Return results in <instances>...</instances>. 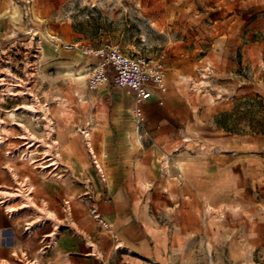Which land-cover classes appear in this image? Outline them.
<instances>
[{
  "label": "rangeland",
  "instance_id": "rangeland-1",
  "mask_svg": "<svg viewBox=\"0 0 264 264\" xmlns=\"http://www.w3.org/2000/svg\"><path fill=\"white\" fill-rule=\"evenodd\" d=\"M22 2L0 0V149L15 154V165L53 169L47 177L76 187L68 190L71 203L93 201L110 185L100 168L108 151L126 149L128 172L141 164L153 179L156 223L174 235L158 264H264V237L256 236L264 233V135L252 134L247 105H233L264 100V0H31L40 43L27 34ZM46 35L92 46L111 41L157 63L166 73L163 105L169 87L204 99L198 132L153 144L159 128L148 133L144 117L131 129L125 87L115 101L104 99L107 116L101 91L115 87L89 90V60L54 48ZM33 101L35 118L24 110ZM223 110L239 133L218 127ZM115 136L124 137L122 147ZM200 188L222 201L201 198Z\"/></svg>",
  "mask_w": 264,
  "mask_h": 264
},
{
  "label": "crops",
  "instance_id": "crops-1",
  "mask_svg": "<svg viewBox=\"0 0 264 264\" xmlns=\"http://www.w3.org/2000/svg\"><path fill=\"white\" fill-rule=\"evenodd\" d=\"M114 87L112 93L108 87L101 91L107 116L111 109L104 99L115 101L121 88ZM152 92L142 104V125L148 133L159 128V134L150 133L153 144L198 132L204 103L198 93L169 87L163 105L162 92ZM137 121L132 131H137ZM113 140L119 147L125 142L123 136ZM128 152L108 151L100 171L111 184L105 183L93 201L71 203L68 190L73 193L76 187L64 189L59 180L47 177L53 169L42 171L28 162L15 165V154L0 149V264H158L174 235L163 233L156 223L151 211L159 203L153 179L141 164L128 172ZM197 194L209 200L221 197L204 188Z\"/></svg>",
  "mask_w": 264,
  "mask_h": 264
},
{
  "label": "built area",
  "instance_id": "built-area-1",
  "mask_svg": "<svg viewBox=\"0 0 264 264\" xmlns=\"http://www.w3.org/2000/svg\"><path fill=\"white\" fill-rule=\"evenodd\" d=\"M22 7V15L28 24L27 34H31V38L37 36L39 43L42 42L41 35H37L39 33L33 25L31 0H23ZM45 39L56 49L74 52L89 60V90H96L108 82L113 86L125 87L131 93L134 117H139L142 104L153 96L152 89L162 86L165 81L166 73L161 66L144 56L124 54L117 43L103 41L98 46H92L80 41H63L56 35H46ZM14 87L12 84L11 89Z\"/></svg>",
  "mask_w": 264,
  "mask_h": 264
},
{
  "label": "trees",
  "instance_id": "trees-1",
  "mask_svg": "<svg viewBox=\"0 0 264 264\" xmlns=\"http://www.w3.org/2000/svg\"><path fill=\"white\" fill-rule=\"evenodd\" d=\"M234 107H239L240 105H247L249 108L245 113H249L248 125L252 134H262L264 135V100L261 98L246 97L244 99L236 100L234 102ZM258 107L260 109V116L255 118L250 116L254 114V108ZM255 115V114H254ZM231 117L226 110L219 112L217 117V125L223 128L225 131L239 133V130L228 123V119ZM253 122V123H252ZM236 124V123H235Z\"/></svg>",
  "mask_w": 264,
  "mask_h": 264
},
{
  "label": "bare ground",
  "instance_id": "bare-ground-1",
  "mask_svg": "<svg viewBox=\"0 0 264 264\" xmlns=\"http://www.w3.org/2000/svg\"><path fill=\"white\" fill-rule=\"evenodd\" d=\"M79 64V63H78ZM77 71L79 70V69H76ZM79 78H83V76H78V79ZM204 82V81H203ZM160 88H163V85L162 86H159V87H157L156 88V90H158V89H160ZM38 108H40V106L37 104V103H35L34 101L31 103V104H27V105H25L24 106V110H26L30 115H32L34 118L36 117V114H35V112L38 110ZM8 113H9V115L10 116H14V114H15V110L13 109V110H8ZM45 117H46V119H48V116H47V114H45ZM143 117V110H142V107H141V112H140V115H139V117H136L137 119H138V121L141 119ZM87 135V137H88V139H89V133H87L86 134ZM207 209L210 211V209H213V207L210 205V204H207Z\"/></svg>",
  "mask_w": 264,
  "mask_h": 264
}]
</instances>
